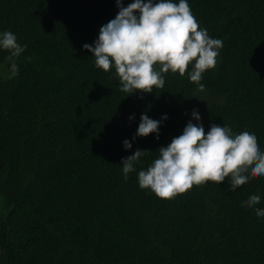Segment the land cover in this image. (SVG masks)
Wrapping results in <instances>:
<instances>
[{
  "label": "trees",
  "instance_id": "obj_1",
  "mask_svg": "<svg viewBox=\"0 0 264 264\" xmlns=\"http://www.w3.org/2000/svg\"><path fill=\"white\" fill-rule=\"evenodd\" d=\"M188 3L223 40L204 90L189 65L183 76L162 73L163 88L129 95L115 68L95 67L83 48L116 16V0H0V32L27 45L11 79L0 50V264H264V218L243 203L258 194L264 208V176L230 189L229 174L171 199L138 184L159 147L197 123L194 109L206 134L212 124L248 127L264 150V0ZM144 112L167 114L159 139L125 150ZM137 149L150 152L125 179L122 158Z\"/></svg>",
  "mask_w": 264,
  "mask_h": 264
},
{
  "label": "clouds",
  "instance_id": "obj_2",
  "mask_svg": "<svg viewBox=\"0 0 264 264\" xmlns=\"http://www.w3.org/2000/svg\"><path fill=\"white\" fill-rule=\"evenodd\" d=\"M116 4L119 8L116 16L100 27L92 44L83 45L92 53L95 67L104 71L114 67L120 90L131 95L138 90L152 93L156 88H163L162 73L171 70L183 76L191 65L190 81L204 90L205 85L200 83L202 74L216 67L223 40L211 37L206 28L200 27L188 0H132L127 6L123 0H116ZM26 47L13 32H0V50L9 53V79L19 74L16 58ZM157 63L159 70L154 67ZM191 116L197 123L189 120L180 135L159 147L158 157L148 168L138 172L140 188L171 199L194 184L223 182L229 174L230 189L249 180L251 175L264 176V150L255 130L245 127L233 133L226 124H212L206 134L199 111L194 109ZM134 119L135 114L129 116V120ZM167 119V114L157 120L142 113L131 141H123L124 149H131L137 137L155 134L159 139L160 126ZM148 152L137 149L122 158L125 179ZM260 201V195L250 194L243 203L255 208L258 218H264V208L255 207Z\"/></svg>",
  "mask_w": 264,
  "mask_h": 264
}]
</instances>
